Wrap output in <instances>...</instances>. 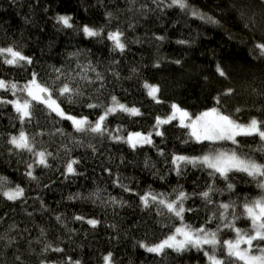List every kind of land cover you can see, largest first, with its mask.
<instances>
[{
	"label": "trees",
	"instance_id": "obj_1",
	"mask_svg": "<svg viewBox=\"0 0 264 264\" xmlns=\"http://www.w3.org/2000/svg\"><path fill=\"white\" fill-rule=\"evenodd\" d=\"M170 3L0 0V48L11 47L32 60L9 65L3 62L9 54L0 56V79L17 85L15 90L0 89V100L31 101V118L23 121L13 104L0 103V264H106L109 254L111 264H209L205 251L224 264H243L230 258L223 246L224 240L236 237L226 228H221V244L214 250L205 245L183 252L165 248L157 254L141 246L159 244L184 224L216 230L221 224L220 204L234 205L228 209V220L233 214L240 217L236 227L251 235L243 205L264 197L259 178L232 172L225 181L190 164L181 165L177 175L172 162L174 155L201 157L235 149L241 158L264 164V141L258 136L237 137V146L227 140L197 141L179 119L156 127L158 117L172 114L173 104L192 117L217 107L236 122L247 124L256 118L264 125V50L257 47L264 44V0H187L191 8L218 23L169 7ZM61 15L72 17L71 28L57 21ZM85 25L102 30L101 36H85ZM117 31L123 34V52L108 39V33ZM161 36L163 40L157 39ZM33 73L69 116L94 123L112 106L113 96L137 107L141 115L118 111L108 116V132L125 139L130 133H152L154 146L132 148L107 133L77 132L72 121L21 90ZM65 83L82 95L73 96L72 102L59 96ZM145 84L159 86V103L148 95ZM228 89L231 94H226ZM21 132L36 152L52 154L47 157L49 167L37 165V156L10 143ZM72 160L78 161L75 174L66 172ZM30 170L36 179L26 175ZM228 183L235 186L231 191ZM17 186L24 189L23 196L8 199L5 191ZM210 186L212 203L199 195ZM181 190L189 195L183 202V220L163 205L149 199L145 206L141 199L147 193L162 194L160 199L171 202ZM214 213L217 218L209 219ZM89 220L98 223L93 226ZM257 243L253 241L254 251ZM57 248L62 251H53Z\"/></svg>",
	"mask_w": 264,
	"mask_h": 264
},
{
	"label": "snow or ice",
	"instance_id": "obj_2",
	"mask_svg": "<svg viewBox=\"0 0 264 264\" xmlns=\"http://www.w3.org/2000/svg\"><path fill=\"white\" fill-rule=\"evenodd\" d=\"M169 7L178 6L181 9L189 11L193 16H197L201 20H206L209 23H218V21L212 19L210 16H206L203 13L191 8L187 0H171ZM109 15H111L109 13ZM57 21L60 22L63 26L71 28L72 24L70 23L72 17L68 15H61L56 17ZM82 31L87 37H100L102 30H95L87 25L82 28ZM123 34L119 31L108 33V39L113 42V48L123 52L125 49V44L121 41V36ZM157 39L163 40L164 37H157ZM178 43H187L186 41H178ZM260 49L264 50V44L257 45ZM9 54L10 58H5L4 63L9 65H18L21 61L31 64L32 60L30 57L24 56L20 51H16L13 48L9 47L6 49L0 48V56L4 54ZM180 63V61H176ZM59 71V70H57ZM94 71V69H93ZM217 72L219 75L224 76L225 73L220 65H217ZM32 80L23 86L22 91H26L28 96L31 97L32 101L44 104L50 111L56 112V114L62 118L72 121L73 127L77 132H91L97 134H105L111 136L112 139L122 140L124 139L126 143H129L132 148H136L138 145H153L154 142L151 139L152 133L148 135H143L141 133H130L127 138L120 137L117 135H112L108 132L107 125L105 121L108 116L115 114L116 112H125L129 115L138 116L141 115L140 110L135 107H128L124 104H121L117 101L116 97H112V106L104 109L102 115H100L97 120L93 123L88 120L87 117H82L77 119L76 117L66 115V113L60 108L59 104L52 99V93L49 88L46 86H41L36 80V74H32ZM87 80V76L82 77ZM97 78L102 79L99 73H97ZM11 88L15 90L17 85L12 83L11 85L6 84L5 81L0 80V88ZM145 87L148 89V95L151 96L157 103L160 101L157 99V94L159 92V86L145 84ZM233 90L228 89L226 94H231ZM59 96H65L69 102H72L73 96L82 95L78 89L70 86L69 83L63 84L62 87L58 89ZM217 103H219V97L216 98ZM0 103H11L15 105V110L20 114L19 118L23 121L25 118H31V112L29 111L31 106V101L25 100L23 103L18 101H5L0 100ZM89 108L99 107V105L89 104ZM172 114L167 119L157 118L156 127L158 128L161 124L171 123L172 120L179 119L180 126L188 128L190 130V135L194 137L197 141H231L234 145L239 146V141L237 137L244 136H258L262 141H264V125L261 121H258L256 118H252L247 124H240L233 120L229 115L223 114L219 108L213 107L207 111L200 113L194 119L191 114L186 110L181 109L179 105H172ZM237 111H240L237 109ZM187 121V123L185 122ZM117 132L119 129L116 130ZM157 136H163V132L156 131ZM10 143L13 144L16 148L25 149L29 152H32L35 156L38 157L36 164L43 165L44 167H49L47 163V157L51 156V153H46L44 151L36 152L34 150V145L30 142L26 133L21 132L19 136H13L10 140ZM264 151V149H261ZM161 155L163 152L161 151ZM173 165L174 170L177 175H180L181 165L187 166L192 165L193 167H202L210 170L208 175L210 177H216L217 174L223 178L225 181L229 179V173L232 172H242L247 176L254 179L259 178L260 183L259 187L264 188V164H259L255 160L250 158H241L237 155L236 150L232 149L231 151H220L215 154H207L201 157H188L183 155H174L173 156ZM78 161L72 160L66 166V172L69 174H75L74 164H77ZM29 169L33 166L28 165ZM26 175L31 179H36L32 171H28ZM123 187V185H122ZM232 183L227 184V189L231 191L234 189ZM214 189L210 186L208 191L202 192L199 195L202 196L208 203H212L210 199V192ZM24 194V189L17 186L15 190L5 192L4 195L7 196L10 200H15L22 197ZM162 194H151L147 193L145 196L141 197L145 206H148L149 199L154 203H159L163 205L167 210L172 213L176 218L183 220V213L185 211L183 207V202L189 198V195L184 191H179L175 200L168 202L165 199H160L159 196ZM195 195V193L193 194ZM223 211L220 212L219 220L221 224L217 225L216 230H208L203 226L200 228L192 229L190 226L184 224L180 227H176L173 235L169 236L167 239L163 240L160 244L155 246H146L148 252L153 253H162L165 248L174 249L176 252H183L191 247L197 249H203L205 245H211L213 250L221 244V241L218 238V234L221 231V228L231 229L235 232L236 237L234 240H224L223 246L226 248L228 256L234 258L236 262H243V264H264V247L260 246L259 242H264V197L254 200L250 204H244V212L247 218L251 220V225L253 232L250 235L245 230L236 227V220L240 217L233 214L232 219L228 220V209L234 207L232 204H220L218 206ZM191 211V209H189ZM217 218L215 213L213 217L209 219ZM59 220L60 218L57 217ZM76 219H83L82 217H76ZM224 221H227L226 223ZM89 224L95 226L98 221L89 220ZM178 237H181L178 239ZM253 241H257L255 248V254H253ZM241 245H246V247L241 248ZM47 250V249H46ZM53 251H62V249H53ZM205 256L209 260V264H224V261L218 259L215 254L209 255L205 251ZM106 264H111V254L105 257ZM78 264V262H77Z\"/></svg>",
	"mask_w": 264,
	"mask_h": 264
},
{
	"label": "rangeland",
	"instance_id": "obj_3",
	"mask_svg": "<svg viewBox=\"0 0 264 264\" xmlns=\"http://www.w3.org/2000/svg\"><path fill=\"white\" fill-rule=\"evenodd\" d=\"M9 57H7V58H10V55H8ZM0 80H3V79H0ZM3 81H5V80H3ZM39 84V83H38ZM41 85V84H40ZM42 86V85H41ZM0 89H2V88H0ZM30 101V100H29ZM20 103H23V102H20ZM14 105V104H13ZM14 107H15V105H14ZM129 107V106H128ZM130 108H132V107H130ZM135 108H137V107H135ZM67 115V114H66ZM198 116V115H197ZM196 116H194V117H192L193 119L195 118ZM168 118V117H167ZM167 118H164V119H167ZM77 119H79V118H77ZM163 120V119H162ZM186 123H187V121H185ZM237 123H240V124H245V123H241V122H237ZM194 138V137H193ZM195 139V138H194ZM196 140V139H195ZM5 192H9V191H5ZM182 226V225H181ZM180 227V226H179ZM179 238H181V237H178V239ZM167 239V238H166ZM165 240V239H164ZM162 242V241H161ZM160 242V243H161ZM159 243V244H160ZM158 245V244H157ZM244 247H246V245H241V248H244ZM253 254H255V251H254V247H253Z\"/></svg>",
	"mask_w": 264,
	"mask_h": 264
}]
</instances>
